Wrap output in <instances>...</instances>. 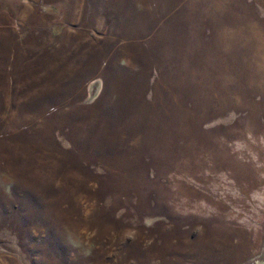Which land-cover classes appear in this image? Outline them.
Here are the masks:
<instances>
[{"label":"rangeland","instance_id":"374dc122","mask_svg":"<svg viewBox=\"0 0 264 264\" xmlns=\"http://www.w3.org/2000/svg\"><path fill=\"white\" fill-rule=\"evenodd\" d=\"M0 264H264V0H0Z\"/></svg>","mask_w":264,"mask_h":264}]
</instances>
